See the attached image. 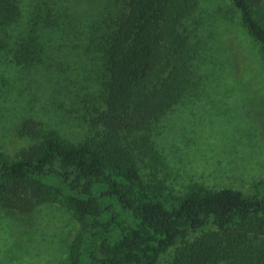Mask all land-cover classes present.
I'll list each match as a JSON object with an SVG mask.
<instances>
[{
    "label": "trees",
    "instance_id": "obj_1",
    "mask_svg": "<svg viewBox=\"0 0 264 264\" xmlns=\"http://www.w3.org/2000/svg\"><path fill=\"white\" fill-rule=\"evenodd\" d=\"M231 1L264 54V0ZM138 2L104 0L92 14L78 13L71 0H0V54L25 71L59 69L57 60L77 57L86 84L81 119L95 130L71 143L26 121L34 144L19 160L0 152V206L23 215L45 204L70 211L77 229L64 264H165L172 248L171 264H264V180L246 192L193 184L175 194L141 173L133 136L151 132L197 87L198 29L189 21L198 2L153 0L158 15L165 5L170 16L142 47L143 91L120 105L116 69L137 30Z\"/></svg>",
    "mask_w": 264,
    "mask_h": 264
},
{
    "label": "rangeland",
    "instance_id": "obj_2",
    "mask_svg": "<svg viewBox=\"0 0 264 264\" xmlns=\"http://www.w3.org/2000/svg\"><path fill=\"white\" fill-rule=\"evenodd\" d=\"M71 1L78 13L92 14L104 2ZM197 2L189 21L198 29L195 92L170 108L151 132L133 136L139 145L135 152L141 151L138 160L145 180L162 182L175 194L193 184L246 192L264 180V54L231 0ZM137 8L135 36L116 69L114 99L120 105L134 102L143 91L138 64L147 60L146 38H157L154 34L170 16L165 5L158 15L159 3L155 6L153 0H139ZM159 39L166 44V38ZM65 57L57 60L59 69L25 71L0 54V152L7 159L19 160L34 144L25 133L28 120L71 143L95 133L81 119L87 107L80 91L85 76L77 57ZM76 229L73 214L57 205H41L28 215L0 206V264H64ZM175 252L169 251L165 264H171Z\"/></svg>",
    "mask_w": 264,
    "mask_h": 264
}]
</instances>
